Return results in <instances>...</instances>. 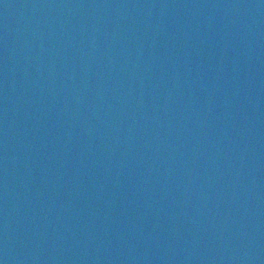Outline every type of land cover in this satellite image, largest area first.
Instances as JSON below:
<instances>
[{"label": "water", "instance_id": "95a60500", "mask_svg": "<svg viewBox=\"0 0 264 264\" xmlns=\"http://www.w3.org/2000/svg\"><path fill=\"white\" fill-rule=\"evenodd\" d=\"M0 264H264V0H0Z\"/></svg>", "mask_w": 264, "mask_h": 264}]
</instances>
